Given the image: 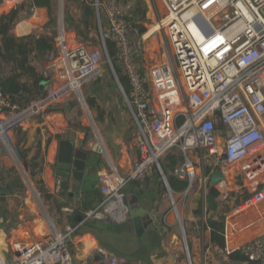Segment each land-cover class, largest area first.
<instances>
[{
    "label": "built area",
    "instance_id": "obj_1",
    "mask_svg": "<svg viewBox=\"0 0 264 264\" xmlns=\"http://www.w3.org/2000/svg\"><path fill=\"white\" fill-rule=\"evenodd\" d=\"M3 1L6 5L8 0ZM15 2L19 6L21 0L10 3L11 10ZM133 3L95 0L100 45H69L59 27L53 54L43 67L48 98L57 101L101 74L103 65L111 61L105 42L109 39L129 84V92L123 94L136 126L137 158L126 175L110 161L97 171L93 187L102 195V210H89L86 217H130L125 185L147 178L154 168L163 174L160 159L173 148L182 154L172 170L179 178L192 180L196 167L207 168L212 176L215 170L224 175L238 165L252 184L264 173V0H148L152 19L143 32L131 22ZM5 8L2 13L10 12ZM153 34H159L169 49L165 60L146 61L144 43ZM6 107L38 113L40 104L20 109L0 93V109ZM95 146L99 154L108 155L100 139ZM262 202L264 184L252 190L240 210ZM80 206L81 201L74 200L62 209L73 212ZM73 230L14 241L12 264H82L69 248ZM234 250L254 262L264 257L258 237L236 247L225 237L223 252ZM103 254L109 257L108 264H119L115 256Z\"/></svg>",
    "mask_w": 264,
    "mask_h": 264
},
{
    "label": "crops",
    "instance_id": "obj_2",
    "mask_svg": "<svg viewBox=\"0 0 264 264\" xmlns=\"http://www.w3.org/2000/svg\"><path fill=\"white\" fill-rule=\"evenodd\" d=\"M28 1L13 5L14 9L19 8L18 17L11 25V34L16 37L42 33L49 20L45 8L28 5ZM4 3L0 0V14ZM148 16H151L148 0H134L131 22L138 32L149 26ZM59 24L61 27L62 23ZM153 27L156 26H151L150 30ZM149 38L144 43L145 57L147 62H155L150 60L151 50L147 49ZM45 64L46 60L43 67ZM26 80L29 82L28 78ZM46 87L44 79L40 90L46 91ZM48 97L45 92L44 97L32 98L30 102L40 104L36 113L41 121L31 120L30 116L36 113L11 111L9 107L0 109V264H12L14 241L39 240L52 230L64 233L68 228L74 229L69 241L71 254L82 264H108L109 257L103 252L115 256L119 264H229L218 249L210 244L204 247L202 241L209 236V228L204 230L203 225L209 215L206 198L211 188L218 193L214 199L216 206H228L222 215L224 237L230 238L231 246L254 237L264 244V202L240 210L246 196L250 195V182L239 171V166L228 168L223 179L215 184H211L207 168L196 167L192 180L179 178L172 172L180 164L182 154L178 148L171 149L160 159L163 174L154 168L150 176L131 180L123 189L127 204L134 195L138 205L147 211L149 222L141 237L136 236L130 217L118 220L86 217L89 210H102V195L93 184L97 171L107 166L106 161L87 139V133L70 125L64 112L54 109ZM14 124H19V129H35L39 137L37 143H26L25 149L31 148L26 159L14 154L12 145L5 141L4 136H10L13 143L18 144L14 142L16 136L8 131ZM100 137L102 140L103 136ZM62 140L72 142L69 158L64 155L68 160L61 159ZM107 144L110 162L126 175L138 154L135 138L130 141L117 138ZM77 151L86 153L85 157L78 156ZM21 170L24 175L28 173L27 179ZM240 174L243 175L241 182L237 179ZM262 175L264 173L259 177ZM261 181L258 187L264 184V179ZM74 200H80L82 208L73 212L62 209ZM79 215L83 216L81 221ZM259 264H264V257Z\"/></svg>",
    "mask_w": 264,
    "mask_h": 264
},
{
    "label": "rangeland",
    "instance_id": "obj_3",
    "mask_svg": "<svg viewBox=\"0 0 264 264\" xmlns=\"http://www.w3.org/2000/svg\"><path fill=\"white\" fill-rule=\"evenodd\" d=\"M13 1L14 0H11V3ZM94 1L95 0H54V5L51 11L49 13L46 11L47 17L49 19L53 18L56 20V33L59 31V22L62 23V27L60 28L64 29L63 35L66 40H68L69 45L75 46V44L78 42H87L93 47H98L100 45L101 37L99 34ZM85 5H89L90 7L92 6V10L95 13V18L93 17V23L87 32V39H82L78 37L77 33L71 29L70 17L73 15L76 20H79L83 15ZM11 8L12 7H8L6 9L11 11ZM145 9L148 11L149 6L145 7ZM100 14L102 27H104L105 19L103 17L104 13L102 9L100 10ZM146 22L147 25H151L150 18L149 20H146ZM155 29H157V27H155L154 30ZM149 39L150 45L147 49L149 52L151 50L150 60H156L155 62L165 60V56L170 55V52L167 45L165 46L162 44L161 36L159 34H153ZM40 91L44 92L45 90L41 89ZM45 92L48 96L49 92ZM88 97H93L94 103L96 105L95 107L90 108L87 101ZM52 103L54 104V109L64 112L68 122L74 128H78L80 126L88 128L87 139L90 140L97 152L98 148L95 146V144L98 143L99 139L101 140L102 137L100 136H103L102 140L104 141L103 144L106 147V152H108V142H113V140H116L117 138L129 141L135 138L136 128L133 124L134 121L131 112L129 111L125 102L122 89L118 86L108 63L103 65L102 72L99 76L84 82L81 85L79 91H70L64 93L57 101H52ZM30 117L31 120L39 119L41 121L39 118L40 116L37 114H32ZM19 127V124H14L10 129L7 128L10 135L14 134L16 136L14 142L18 143L17 145L13 143V140L10 136L6 137L4 136L5 134L3 135L5 137L6 143H8L9 146L12 145L11 148L15 151L14 154L16 153V155L18 150H23L26 148V143L29 145L39 141V137L35 135V129H19ZM45 132L46 134L44 133V137L47 138L48 133L47 131ZM106 138L108 140H106ZM21 143H23V146ZM99 156H102L105 159L106 165L108 164V161H110L109 156L106 154L103 155L100 153ZM22 170L21 174L26 178L28 173L25 172L26 174L24 175ZM261 179H264V175L259 177L256 182L252 184L248 183L249 194L252 193L253 189L259 188V184L263 182Z\"/></svg>",
    "mask_w": 264,
    "mask_h": 264
},
{
    "label": "trees",
    "instance_id": "obj_4",
    "mask_svg": "<svg viewBox=\"0 0 264 264\" xmlns=\"http://www.w3.org/2000/svg\"><path fill=\"white\" fill-rule=\"evenodd\" d=\"M10 3L11 1L5 7H10ZM27 4L45 8L49 13L54 5V0H29ZM18 13L19 8H16L8 13L0 14V93L11 105L24 109L30 104L32 98L45 96V92L40 91V82L43 80L44 61L48 60L54 51L56 20L53 18L49 19L42 33L31 32L22 37H16L11 34V25L12 21L18 17ZM93 17L95 18V13L92 10V6L85 5L83 15L79 20H76L71 15V29L77 33L78 37L87 39V32L93 23ZM105 42L114 71L124 91L128 93L129 84L115 60L113 42L109 39H106ZM26 78H28L29 82ZM87 101L90 108L96 106L93 97H88ZM78 128L88 133V128L83 126ZM30 151L31 148L18 150V154L22 159H26ZM217 194L211 188L206 198L209 215L205 225H203V229L209 228V236L208 238H202L204 247L210 244L215 249H218V252L227 259L229 264H235L236 262L259 264L260 261L248 260L239 250H234L230 253L223 252L225 237L222 214L228 206L227 204H224L221 208L216 206L214 199ZM210 262L213 263V259Z\"/></svg>",
    "mask_w": 264,
    "mask_h": 264
},
{
    "label": "water",
    "instance_id": "obj_5",
    "mask_svg": "<svg viewBox=\"0 0 264 264\" xmlns=\"http://www.w3.org/2000/svg\"><path fill=\"white\" fill-rule=\"evenodd\" d=\"M97 20H98V14H97ZM109 66L111 68V71H112V74L114 76V78L116 79V82L118 84L119 87H121V83L114 71V68L111 64V61H109ZM122 92L124 93V90L122 89ZM71 146H72V142L71 141H66V140H62V153H63V156L61 159L63 160H68L69 156L70 155V149H71ZM85 154L83 151H77V155L78 156H81V157H85ZM64 155H67L68 158H66ZM77 168H81L80 165L76 164ZM82 166V165H81ZM78 172V171H77ZM76 172V173H77ZM75 173V174H76ZM243 177L242 174L238 175L237 176V179L239 180V182H241V178ZM221 179H223V174L222 172L218 169V170H215L211 176V184H215L217 183L218 181H220ZM127 202V201H126ZM130 205V211H129V215H130V222L132 223V226L134 228V232L136 234V236L138 237H141L143 232H144V229L147 227L148 225V214H147V211L145 208L141 207L138 205V198L136 196L133 195V197L130 199L129 203ZM83 219V216L82 215H79L78 216V220L81 221ZM184 243H185V247H186V252H187V255L189 256L188 254V247H187V243H186V239L184 237Z\"/></svg>",
    "mask_w": 264,
    "mask_h": 264
},
{
    "label": "bare ground",
    "instance_id": "obj_6",
    "mask_svg": "<svg viewBox=\"0 0 264 264\" xmlns=\"http://www.w3.org/2000/svg\"><path fill=\"white\" fill-rule=\"evenodd\" d=\"M156 27H157V25H156ZM152 30H154V27L151 28V30L148 32V35L152 32Z\"/></svg>",
    "mask_w": 264,
    "mask_h": 264
}]
</instances>
